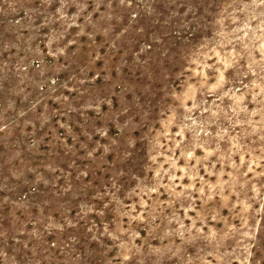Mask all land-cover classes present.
Listing matches in <instances>:
<instances>
[{"label": "rangeland", "instance_id": "rangeland-1", "mask_svg": "<svg viewBox=\"0 0 264 264\" xmlns=\"http://www.w3.org/2000/svg\"><path fill=\"white\" fill-rule=\"evenodd\" d=\"M0 264H264V0H0Z\"/></svg>", "mask_w": 264, "mask_h": 264}]
</instances>
